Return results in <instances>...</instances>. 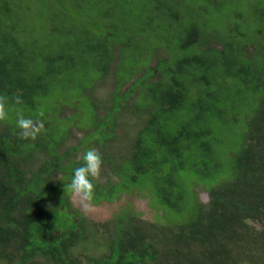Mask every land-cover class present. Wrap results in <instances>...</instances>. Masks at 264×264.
Returning a JSON list of instances; mask_svg holds the SVG:
<instances>
[{"label": "trees", "instance_id": "16d2710c", "mask_svg": "<svg viewBox=\"0 0 264 264\" xmlns=\"http://www.w3.org/2000/svg\"><path fill=\"white\" fill-rule=\"evenodd\" d=\"M113 1L0 0V264H264V0L252 16L234 5L221 28L202 0H146L126 16ZM17 113L43 122L35 140ZM129 120L130 145L108 154ZM94 145L107 182L93 178L89 202L137 189L163 214L127 205L95 222L75 208L68 184Z\"/></svg>", "mask_w": 264, "mask_h": 264}, {"label": "rangeland", "instance_id": "374dc122", "mask_svg": "<svg viewBox=\"0 0 264 264\" xmlns=\"http://www.w3.org/2000/svg\"><path fill=\"white\" fill-rule=\"evenodd\" d=\"M187 1L189 2L190 0H184V2H187ZM145 2H146V0H114L112 2L113 6L115 5L113 12L117 13V14H123L124 16H126V14L133 15V13L139 14V12H143L145 10ZM204 4H206L208 6V11H213L211 14H209L205 17V19L207 18V21H206L207 27L215 26V27L221 28L223 25H228L230 23V21H232V20H230L231 17H234V13L231 12L233 9L232 7L234 5L238 8L237 11L240 10V11H243L247 15H250V14H251V16L254 15L252 0H246V2L245 1L242 2V0H237V2H232V4H230V6H228V8L226 10L219 11V12L216 11V8L213 9L214 6L212 4H208V0H202L201 2L198 3V5H204ZM179 7H180L179 12H181V11L183 12L184 11V9L182 8L183 4H181ZM93 13L99 14L98 10L93 11ZM87 22L88 21L86 18L79 19L78 23L80 25L77 24V26H81V24H86ZM99 22H101V21L99 20ZM105 22L106 21H102V24H104ZM122 24L124 25L123 22H122ZM87 28L94 29L91 26L87 27ZM148 30H149V27H148ZM160 30H161V28H160ZM242 32L245 35L250 34V32L248 30H242ZM217 34H218V32L214 33V35H217ZM261 34H262V31L259 32L258 36H260ZM154 36L149 38V41H152ZM158 36H159V38L163 37V32L159 31ZM154 39H155V37H154ZM259 39L264 44V36L261 35V37ZM262 42H258L257 40H255L256 44H254V48L257 46H260L262 44ZM144 48H145V50H147L146 47H144ZM150 48L151 47H149L148 49H150ZM250 49H251V51L256 50V49L255 50L253 49V46H250L249 50ZM262 49L264 50V46L262 47ZM262 52L264 54V51H262ZM158 53L162 57L167 56L166 52L163 50H160ZM157 56H158V54L153 57V61L151 63L154 64V61L156 60ZM113 83H114V78H112V76H111V78L108 77L105 80V83L100 84V86L98 87V91L96 92L97 98L99 100L106 101L108 99V96L110 95V93L113 92V87H114ZM126 88H127V86L124 88V90ZM72 96H74V94ZM76 101H77L78 105H75V107L78 110V112L81 111V110H79V107L83 111L84 105L82 104V101H80L79 99H76L74 102H76ZM144 118L145 117H139V119L141 121ZM132 120L135 121L136 119L134 118ZM131 122L132 121L129 120L124 125V127L119 130L117 137L113 141H110L106 145V147L109 148V150H110L108 154L114 155V156H119L120 152H123L130 145L129 144V142H130L129 132L126 129V127ZM138 131H139V126H136V125L133 126L132 134L138 133ZM78 138L79 139L81 138L80 131H77L75 133L73 139L71 138L68 140V143H69L68 146L74 145ZM89 140H87V142ZM93 144H96V143H93ZM93 147L98 151V148H99L98 145H94ZM78 154H80V152ZM94 179H96V180L98 179V181L102 184L107 182L105 176H102L101 179H99L98 177H95ZM135 190H134V192H131V193L121 194L113 202L104 201L100 205H93L89 201H85L81 196L74 194V193H72L71 199H72V202H73L75 208L80 210L81 213L84 214V216H86L89 219H92L95 222H103V221H107V220L108 221L111 220V222H113L114 221L113 217L120 212L122 207H125L127 205L131 206L134 210H136L137 213H141L143 217L149 219L150 221L155 220L156 215L159 214L158 212H160V211H158V209L156 210L155 205L157 203L155 204L153 202L152 196L149 193L144 195V194H142L143 193L142 191H139L137 189H135ZM205 195H206L205 193H202L201 199L203 198L205 200L206 199ZM161 214H163V213H161Z\"/></svg>", "mask_w": 264, "mask_h": 264}, {"label": "clouds", "instance_id": "9594fccd", "mask_svg": "<svg viewBox=\"0 0 264 264\" xmlns=\"http://www.w3.org/2000/svg\"><path fill=\"white\" fill-rule=\"evenodd\" d=\"M16 103H21V98L16 97ZM9 109L6 99L0 96V120L8 117ZM16 126L20 129L24 138L35 140L44 127L43 122L34 120L31 117L17 113ZM84 163L73 170L68 189L81 196L85 201H92L95 197L96 187L93 178L101 173L103 159L100 153L94 148H88L82 157Z\"/></svg>", "mask_w": 264, "mask_h": 264}]
</instances>
